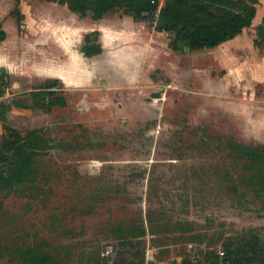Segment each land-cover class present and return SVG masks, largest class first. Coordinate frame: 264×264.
<instances>
[{
    "label": "rangeland",
    "instance_id": "374dc122",
    "mask_svg": "<svg viewBox=\"0 0 264 264\" xmlns=\"http://www.w3.org/2000/svg\"><path fill=\"white\" fill-rule=\"evenodd\" d=\"M153 1L134 20L125 7L94 17L67 0H0V146L32 130L51 145L31 182L0 189V264L12 247L64 264H210V252L226 264L225 247L243 245L264 264V183L231 146L264 147V0L234 40L182 51L157 31L165 0ZM118 17L146 24L119 70L80 52L99 24L115 36ZM39 90L64 105H13Z\"/></svg>",
    "mask_w": 264,
    "mask_h": 264
},
{
    "label": "trees",
    "instance_id": "16d2710c",
    "mask_svg": "<svg viewBox=\"0 0 264 264\" xmlns=\"http://www.w3.org/2000/svg\"><path fill=\"white\" fill-rule=\"evenodd\" d=\"M153 1V0H152ZM154 2V1H153ZM68 7L81 14L92 16L103 15L114 8L125 7L134 20H143L156 10L150 0H67ZM257 0H165L158 14L159 32L172 33L169 47L173 51L214 49L232 41L249 27L255 17ZM98 32L83 37L80 52L85 57L101 54ZM5 39V32L0 29V42ZM7 74L0 75V95L9 86L5 79ZM56 83L60 82L58 79ZM32 106L13 103L17 108H35L48 112L54 106L64 105L62 97L53 91L39 90L30 93ZM234 147L237 157L249 163L252 168V179L249 183H264V147L250 148L238 144ZM51 149L49 139L32 130L19 140L6 139L0 146V189L11 191L16 187L31 182L35 175L37 158ZM1 205V204H0ZM223 261L226 264H262L254 249L245 245L237 248L225 247ZM4 254L9 264H64L60 259L42 253L35 248H6ZM218 256L210 252L207 262L217 264Z\"/></svg>",
    "mask_w": 264,
    "mask_h": 264
},
{
    "label": "crops",
    "instance_id": "0c3cea01",
    "mask_svg": "<svg viewBox=\"0 0 264 264\" xmlns=\"http://www.w3.org/2000/svg\"><path fill=\"white\" fill-rule=\"evenodd\" d=\"M116 21L120 22V26L117 30V33L115 32V36L110 34H108L107 36L105 31L103 30L104 24L98 25V32H100V38L102 42V53L100 55V58H103L105 63L115 62L119 70L124 67L123 64L133 63L134 60L133 55L131 54L132 52L129 49V40L127 39L130 36L136 38V36L140 35L139 33L143 32L146 28V24L140 21H134L130 17H118ZM116 46L117 48H115ZM149 48L150 46H148V51L150 50ZM144 56H146V52L144 53ZM75 74L77 75V73ZM53 78L58 79L60 81L63 80L64 84H67L69 80L73 79L72 73H70L69 71L64 73V75H61L60 73H54ZM122 78L125 80H130L129 76H123Z\"/></svg>",
    "mask_w": 264,
    "mask_h": 264
}]
</instances>
